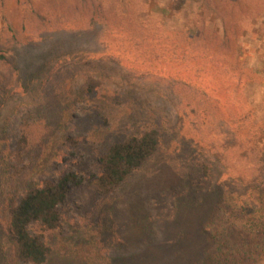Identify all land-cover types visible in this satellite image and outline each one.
<instances>
[{"label": "rangeland", "instance_id": "obj_1", "mask_svg": "<svg viewBox=\"0 0 264 264\" xmlns=\"http://www.w3.org/2000/svg\"><path fill=\"white\" fill-rule=\"evenodd\" d=\"M0 51L15 69L0 68V264H28L9 233L16 200L68 172L83 183L43 233L45 264H209L204 228L238 190L222 163L244 135L228 119L249 111L264 130V0H0ZM200 113L203 142L187 129ZM25 124L46 137L16 151ZM148 129L155 154L97 195L98 159ZM247 152L243 169L264 165V138Z\"/></svg>", "mask_w": 264, "mask_h": 264}, {"label": "trees", "instance_id": "obj_2", "mask_svg": "<svg viewBox=\"0 0 264 264\" xmlns=\"http://www.w3.org/2000/svg\"><path fill=\"white\" fill-rule=\"evenodd\" d=\"M76 9V6H73ZM201 21L203 12L198 10ZM65 18L58 16L57 21ZM28 19L24 17V23ZM93 22L92 20H90ZM131 23V22H130ZM0 68L6 76L13 78L15 69L0 51ZM202 110L197 104L192 110ZM203 113V112H202ZM204 114V113H203ZM249 111L238 114L237 119L229 118L234 134L243 136L238 141L236 161H223L222 167L228 172V183L234 189L221 190L223 193L213 209L212 216L204 228L205 236L216 247V254L209 264H264V165L258 169H243V156L247 150H254L258 141L264 138V130L253 124ZM201 113L196 122H189L187 129L193 139L203 128ZM191 124V125H190ZM198 127L192 131L193 127ZM47 131L39 124H25L16 143V151L40 147ZM199 138V139H198ZM159 133L148 129L120 143L110 145L97 161V171L90 175L89 185L97 195L114 192L134 171L138 170L156 152ZM247 149L243 150V146ZM206 148L213 150L212 143ZM246 152L242 155V151ZM238 162V164H237ZM237 165V166H236ZM83 176L74 172L61 174L41 187L33 188L19 197L9 211V233L14 240L17 258L28 264H45L50 248L43 241V233L59 227V207L65 203L70 186H80ZM246 189V190H243ZM39 224L41 233L32 235L29 228Z\"/></svg>", "mask_w": 264, "mask_h": 264}]
</instances>
